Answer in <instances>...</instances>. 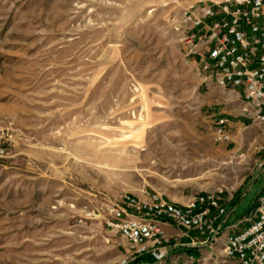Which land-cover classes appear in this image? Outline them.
Listing matches in <instances>:
<instances>
[{"label":"rangeland","instance_id":"1","mask_svg":"<svg viewBox=\"0 0 264 264\" xmlns=\"http://www.w3.org/2000/svg\"><path fill=\"white\" fill-rule=\"evenodd\" d=\"M211 1L0 0V264H112L125 242L90 214L125 194L221 188L231 222L253 211L262 140L215 143L172 31Z\"/></svg>","mask_w":264,"mask_h":264},{"label":"built area","instance_id":"2","mask_svg":"<svg viewBox=\"0 0 264 264\" xmlns=\"http://www.w3.org/2000/svg\"><path fill=\"white\" fill-rule=\"evenodd\" d=\"M172 31L200 86L217 88L224 104H235L244 121L234 136L228 116L214 117L215 143L239 149L254 129L264 145V0L189 6ZM232 201L221 188L183 203L157 193L143 199L125 194L90 216L98 213L106 229L125 242L112 264H264V190L253 211L233 222Z\"/></svg>","mask_w":264,"mask_h":264},{"label":"crops","instance_id":"3","mask_svg":"<svg viewBox=\"0 0 264 264\" xmlns=\"http://www.w3.org/2000/svg\"><path fill=\"white\" fill-rule=\"evenodd\" d=\"M202 88H204V87H202ZM205 93L207 94V96L209 98V103H211V101L213 99L216 100V102H215L216 103L215 104L216 108L212 109V110H215V112H210L208 116H204L203 118L200 119L202 127L208 128V129L212 128L214 117L218 118V117H221V116L225 115V116H228L231 119V127L229 128V131H230V133L232 135L235 136V134H236L235 132L244 125V121L239 119V118H235V116L231 117V115H230L231 111L226 110L227 106L224 104V102L222 100V95H221L220 91L217 88L210 87L208 90L205 89ZM217 105H218V107H217ZM232 128H233V130H232ZM251 134H252L251 135L252 139H256L259 136L258 132L256 130H254V129H252ZM252 139H250L249 136L242 138L243 145L246 146L245 148H247V147L248 148H252V146H250V144L252 143L251 142ZM230 147L231 146L229 144H227V145L225 144V145H221L220 146V148H230ZM164 228L169 233L173 232V230L171 228L167 227V226H165Z\"/></svg>","mask_w":264,"mask_h":264}]
</instances>
